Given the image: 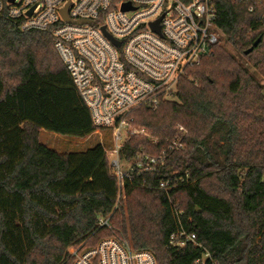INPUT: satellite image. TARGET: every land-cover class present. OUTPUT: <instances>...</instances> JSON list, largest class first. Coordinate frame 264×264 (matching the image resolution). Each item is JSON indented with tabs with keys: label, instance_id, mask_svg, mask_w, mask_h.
I'll list each match as a JSON object with an SVG mask.
<instances>
[{
	"label": "trees",
	"instance_id": "obj_1",
	"mask_svg": "<svg viewBox=\"0 0 264 264\" xmlns=\"http://www.w3.org/2000/svg\"><path fill=\"white\" fill-rule=\"evenodd\" d=\"M214 4L229 46L264 75V6ZM54 43L50 30L24 32L0 18V264H73L70 247L105 237L151 252L157 264H192L200 247L168 248L177 210L216 264H264V86L248 67L217 45L186 69L173 100L131 112L159 144L133 136L124 158L159 153L179 127L185 148L133 174L116 207L103 146L58 153L40 142L41 130L77 139L97 130ZM162 182L177 186L165 192ZM108 215L111 227L99 228Z\"/></svg>",
	"mask_w": 264,
	"mask_h": 264
},
{
	"label": "built area",
	"instance_id": "obj_2",
	"mask_svg": "<svg viewBox=\"0 0 264 264\" xmlns=\"http://www.w3.org/2000/svg\"><path fill=\"white\" fill-rule=\"evenodd\" d=\"M236 1L249 12L264 6V0ZM128 2L132 8L124 11ZM1 17L19 22L24 32L51 31L55 48L89 108L97 127L94 133L110 134L111 146L103 148L118 182L116 207L125 201L126 183L133 174L154 172L169 154L185 148L186 131L179 127L181 133L159 153L142 149L132 160L122 156L133 136L159 144L146 128L134 124L131 112L138 106L156 108L173 100L186 69L221 45L224 33L215 22L214 0H0ZM157 20L160 32L151 25ZM175 186L162 182L159 187L168 192ZM183 213L176 211L179 228L170 236L168 248L180 250L192 244L202 249L192 264H216L197 241L192 219H187V226L180 221ZM98 227H111L110 216L100 217ZM68 252L73 264H157L151 252L114 237L102 238L94 246H72Z\"/></svg>",
	"mask_w": 264,
	"mask_h": 264
},
{
	"label": "rangeland",
	"instance_id": "obj_3",
	"mask_svg": "<svg viewBox=\"0 0 264 264\" xmlns=\"http://www.w3.org/2000/svg\"><path fill=\"white\" fill-rule=\"evenodd\" d=\"M221 46H223L237 61L246 65L254 78L264 86V75L261 72L257 71L252 65H247L245 59L231 46H229L225 36L223 38ZM109 135V132L100 131L99 133H93L84 139H77L74 137L61 136L53 132L41 130L39 139L41 143L57 151L58 153H69L85 151L97 145L108 148L111 146V139ZM125 201L122 203L124 204Z\"/></svg>",
	"mask_w": 264,
	"mask_h": 264
},
{
	"label": "water",
	"instance_id": "obj_4",
	"mask_svg": "<svg viewBox=\"0 0 264 264\" xmlns=\"http://www.w3.org/2000/svg\"><path fill=\"white\" fill-rule=\"evenodd\" d=\"M130 8H132L130 2L125 3V4L123 5V7H122V9H123L124 11L129 10ZM62 13H63V15H64L65 18H66V9H64V10L62 11ZM159 21H160V20H157L156 22H154V23L151 24V25H152V28H153L156 32H160L159 25H158V24H159ZM103 31L107 34V36H108L109 38L112 39V37L106 32V30H105L104 27H103ZM113 41H114L115 44H118L117 41H115V40H113ZM259 42H260V38L256 40V42L254 43V46H257V45L259 44ZM251 51H252V49H249V50H247L245 53H246V54H249ZM198 211H200V209H198Z\"/></svg>",
	"mask_w": 264,
	"mask_h": 264
}]
</instances>
